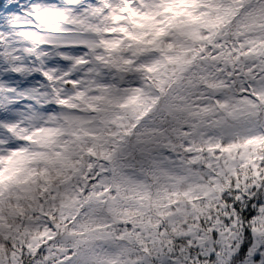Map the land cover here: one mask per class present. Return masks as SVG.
Returning <instances> with one entry per match:
<instances>
[{"label": "snow or ice", "instance_id": "1", "mask_svg": "<svg viewBox=\"0 0 264 264\" xmlns=\"http://www.w3.org/2000/svg\"><path fill=\"white\" fill-rule=\"evenodd\" d=\"M0 264H264V0H0Z\"/></svg>", "mask_w": 264, "mask_h": 264}]
</instances>
